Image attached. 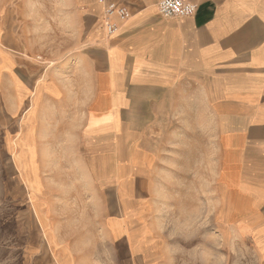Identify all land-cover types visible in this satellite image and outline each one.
<instances>
[{"label":"crops","instance_id":"crops-1","mask_svg":"<svg viewBox=\"0 0 264 264\" xmlns=\"http://www.w3.org/2000/svg\"><path fill=\"white\" fill-rule=\"evenodd\" d=\"M105 1L131 12L112 18L111 35L100 0H63L55 66L42 65L32 87L18 44L0 34L2 129L16 137L20 157L32 152L38 165L33 197L50 206L36 211L52 264L184 261L146 212L144 137L217 138L220 188L241 190L240 230L255 237L264 264V0H187L197 10L183 19L161 15V0ZM46 143L56 157L80 159L57 172L61 181H47L37 161ZM71 173L81 181H68ZM54 189L86 191L72 196L88 207L81 230L63 234L57 222L73 217L43 201Z\"/></svg>","mask_w":264,"mask_h":264},{"label":"rangeland","instance_id":"rangeland-1","mask_svg":"<svg viewBox=\"0 0 264 264\" xmlns=\"http://www.w3.org/2000/svg\"><path fill=\"white\" fill-rule=\"evenodd\" d=\"M62 3L63 0H0V34L3 30L10 41L18 44L14 52L22 59L19 69L31 87L43 72L42 65L46 70L55 66L51 62L58 49L55 40L64 32ZM46 85L45 82L43 86ZM4 102L0 93V264H52L50 243L41 231L36 211L50 206L36 205L33 197L31 177L38 165L32 152L28 156L25 151L26 155L20 157L16 137H4ZM144 138L138 144L149 153L146 212L155 228L168 238V244L175 250L178 247L184 259L179 264H258L255 237L242 236L237 220L244 208L241 190L220 188L222 159L217 138ZM54 148L48 144L37 159L46 171L43 176L47 181H61L58 178L62 174L57 172H63L65 165L74 169L80 162L79 158L54 156ZM71 177L81 181L80 173L68 174V181ZM45 193L46 197H54L43 200L53 204L54 213L66 211L73 217L68 224L64 220L57 222L63 234L66 229L70 233L81 230L79 218L88 207L73 203L72 196L86 195V191L54 189ZM66 195L70 201H66ZM225 198L227 205L222 202Z\"/></svg>","mask_w":264,"mask_h":264},{"label":"built area","instance_id":"built-area-1","mask_svg":"<svg viewBox=\"0 0 264 264\" xmlns=\"http://www.w3.org/2000/svg\"><path fill=\"white\" fill-rule=\"evenodd\" d=\"M105 6V27L109 35L117 30V24L112 18L117 17L120 21H125L131 16V12L126 6L116 2H106L100 0ZM197 6L187 0H161L159 2V12L164 17L183 19L191 17L196 13Z\"/></svg>","mask_w":264,"mask_h":264}]
</instances>
